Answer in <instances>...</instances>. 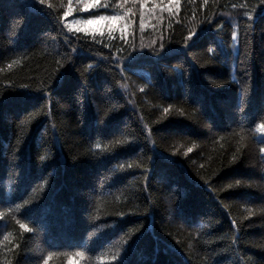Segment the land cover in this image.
<instances>
[{"label":"trees","instance_id":"16d2710c","mask_svg":"<svg viewBox=\"0 0 264 264\" xmlns=\"http://www.w3.org/2000/svg\"><path fill=\"white\" fill-rule=\"evenodd\" d=\"M103 1L0 0V264H264V0Z\"/></svg>","mask_w":264,"mask_h":264},{"label":"rangeland","instance_id":"374dc122","mask_svg":"<svg viewBox=\"0 0 264 264\" xmlns=\"http://www.w3.org/2000/svg\"><path fill=\"white\" fill-rule=\"evenodd\" d=\"M103 2V0H68L69 7L65 12L64 22L67 23L68 28L71 30L74 29L84 31L91 35H102L103 33L112 30H123L125 32L126 29H129L130 24H133V22H128L127 14L124 13L122 14L124 16H119L112 13V15L110 16H99L96 18L90 17L83 19H80V17L76 16V14L74 13L78 7L80 10H82V13L87 12L88 10H98ZM147 3L148 1L145 0L143 5H147ZM168 4L165 5L164 14H175L173 9H176L177 7H172L170 3ZM160 12V9H158L155 5H152L151 7L149 5L147 8L139 9L138 15L140 23L138 25V32L142 33L144 29H147L148 26L151 25L152 22L160 21ZM259 134L261 136H264V132H259Z\"/></svg>","mask_w":264,"mask_h":264},{"label":"clouds","instance_id":"9594fccd","mask_svg":"<svg viewBox=\"0 0 264 264\" xmlns=\"http://www.w3.org/2000/svg\"><path fill=\"white\" fill-rule=\"evenodd\" d=\"M252 17L249 15V20H251ZM232 38L233 40L236 39V32L233 31L232 33ZM262 71H264V69H262ZM245 97L239 94V106H238V110L242 111L243 110V104L242 101H244ZM255 131L257 132H264V125H259L256 127ZM262 152H264V149H262ZM237 161H233L232 165L235 164ZM261 174H264V168H261L260 171ZM237 186L238 188L239 186V181H237ZM5 194L10 193L11 191L4 189ZM178 199V196H176L175 198V202ZM121 217H123V213L119 214ZM86 218L88 220V222L93 225L91 227V232L89 235H86L85 239H91L92 236H96L98 233H100L102 230L111 227L114 225L115 221H111L110 223H97L100 220L99 216H95L92 218H89L86 215ZM45 264H47V260L45 262ZM67 264H103V261L98 260L96 257L92 256L91 254L87 253V252H77L76 256L73 258H70L67 261Z\"/></svg>","mask_w":264,"mask_h":264}]
</instances>
